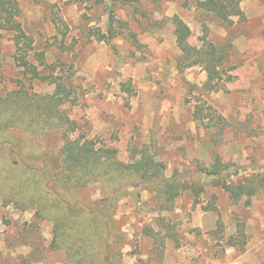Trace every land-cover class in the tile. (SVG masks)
Wrapping results in <instances>:
<instances>
[{
    "label": "rangeland",
    "instance_id": "obj_1",
    "mask_svg": "<svg viewBox=\"0 0 264 264\" xmlns=\"http://www.w3.org/2000/svg\"><path fill=\"white\" fill-rule=\"evenodd\" d=\"M15 1L32 58L45 53L42 73L72 89L75 102L61 110L76 125L69 139L116 150L127 165L154 156L189 190L170 205L133 174L65 186L71 173L47 155L63 146L58 130L41 133L25 112L29 95H53L56 85L17 67L14 36L0 24V264H264V189L251 205L235 204L199 168L220 156L233 181L264 175V0H241L232 26L199 12L198 0ZM111 12L121 34L99 41ZM176 15L193 46L207 38L228 55L223 77L233 79L222 91H206L199 67L179 71ZM199 105L204 122L194 117Z\"/></svg>",
    "mask_w": 264,
    "mask_h": 264
},
{
    "label": "trees",
    "instance_id": "obj_2",
    "mask_svg": "<svg viewBox=\"0 0 264 264\" xmlns=\"http://www.w3.org/2000/svg\"><path fill=\"white\" fill-rule=\"evenodd\" d=\"M241 2V0H198L197 10L216 21L227 26H232L234 18L243 16ZM20 15L21 10L17 1L0 0L1 28L14 36L13 40L16 48L15 63L17 67L26 76H31L32 80L41 82L51 80L52 84L56 85L53 95L41 96L38 99L29 95L30 98L26 101L32 102H27L28 106H25V112L27 115L29 114L30 126L36 125L35 127L39 128L41 133H45L47 129L58 130V134L63 141V146L58 152L56 159L52 152L47 153V155L53 160L57 171L71 173L65 179L62 178L61 182L73 190L110 176L133 174V177H137L153 186L161 196V199H164L165 203L172 205L182 192L189 190V183L184 181L178 173L172 177H167L165 175V164L157 162L154 156L144 154L136 162L127 165L117 159L116 150H96L94 143L91 141H86L82 144L80 141L73 142L69 139V133L75 130L76 125L61 110L67 102H75V99L71 98L73 95L72 89L61 78L54 79L53 75L48 76L42 73L40 67H44V69L49 68L46 64L45 53H35V59L32 58V54L35 51L34 40L23 30L22 24L19 21ZM170 20L174 27L176 45L180 52L177 63L179 71L184 73L189 69L199 67L207 74L206 91H222L226 83L233 79L230 75L229 80L224 81L223 77L224 74H228L226 70L228 55L223 49L208 41L207 38H204L203 44L200 47L193 46L190 43L192 31L186 22L177 15ZM116 21L114 12H111L109 35L101 33L99 41L110 42L113 38L120 36L121 33L115 27ZM15 96L22 100L23 97L24 99L28 97L27 94L22 93H15ZM203 114L204 109L199 105L194 113L195 120L204 122L205 117ZM219 118L222 120L223 117L220 116ZM16 140L15 137H8L4 142L8 145L20 143L19 140ZM21 145H24V143H21ZM199 168L203 175L211 178L216 187L225 190L235 204H239L243 199H247L246 204L251 205L252 199L264 189L263 174H256L238 182L233 181L227 175L230 165L224 164L220 156L216 157L210 169ZM41 200L43 198H40L38 201ZM45 201L46 204L49 203L48 200ZM39 204L40 208H42V202ZM67 209L69 219L80 220L82 217L81 213H75L69 207ZM61 219L67 221L64 218ZM57 226L58 223H56L55 237L60 238L59 234L62 232L58 230ZM99 227L98 231L103 230L105 233L106 231L108 232L105 221H101V226ZM105 233L103 235L107 238V234ZM239 236L243 239L246 237L244 232H241ZM232 241L233 239H231L232 247H236V244Z\"/></svg>",
    "mask_w": 264,
    "mask_h": 264
}]
</instances>
